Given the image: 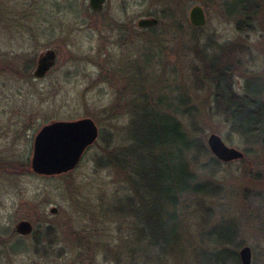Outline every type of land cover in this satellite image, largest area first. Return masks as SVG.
Listing matches in <instances>:
<instances>
[{
    "label": "rangeland",
    "instance_id": "rangeland-1",
    "mask_svg": "<svg viewBox=\"0 0 264 264\" xmlns=\"http://www.w3.org/2000/svg\"><path fill=\"white\" fill-rule=\"evenodd\" d=\"M89 1L0 0V264H242L245 247L252 250V264H264V139L256 145L233 133L214 113L213 84L201 70L199 79L193 73L201 52L228 46L235 51L238 92L251 80L264 86V1L257 0L261 10L252 28H240V18L227 14L223 0H108L97 14ZM196 5L207 15L199 29L189 19ZM170 8L183 28L165 34ZM143 18L159 20V35L138 28ZM50 49L57 63L36 79L38 60ZM182 98L176 113L173 106ZM147 101L160 115L179 119L209 150L193 169L214 190L182 200L177 224L183 236L168 254L149 235L152 215L162 205L128 201L134 195L129 176L145 195L143 179L151 167L152 148L135 127L139 119L147 123L152 109L141 107ZM84 118L95 121L100 136L80 166L59 176L33 172L42 128ZM212 134L244 158L204 169L214 157ZM169 150L153 152L167 160ZM111 155L119 166L110 164ZM134 206L139 213H130ZM24 220L35 231L55 227L51 257L36 254L33 235L16 232ZM210 233L230 242L203 239ZM21 237L26 252L10 254V243Z\"/></svg>",
    "mask_w": 264,
    "mask_h": 264
},
{
    "label": "trees",
    "instance_id": "trees-1",
    "mask_svg": "<svg viewBox=\"0 0 264 264\" xmlns=\"http://www.w3.org/2000/svg\"><path fill=\"white\" fill-rule=\"evenodd\" d=\"M223 7L228 15L240 18L237 22L240 28H252V20L261 10V4L257 0H223ZM175 12L174 9L170 8L168 12L170 18L167 19L170 29L164 26L162 33L167 34L169 31L175 33L183 28V23L178 19V13ZM156 27L148 31L159 35L161 31L158 26ZM227 47L224 46L219 53L212 54L207 50H204V53L201 52V64L194 67L193 73L199 79L201 70L205 78L213 84L214 113L221 116L233 133L240 135L248 143L257 145L264 139V86L259 80H251L244 87V93L238 92L234 77L236 69L234 64L236 60L235 51ZM159 102L164 104L162 99ZM184 102L185 98H182L181 101L178 100L176 107L173 106L176 113L181 110V103L184 104ZM143 106L150 107L152 110L146 113L145 121L147 123L143 124L142 120L139 119L135 127L146 136L147 147L152 148L151 167L143 179L144 184L147 185L145 195L135 186L134 178L129 176L134 195L128 197V201L135 205H137L135 201H139L141 204L153 202L162 205L161 210L155 211V214L152 215L149 235L152 234L153 246H156L161 253L168 254L169 248L171 249L183 236L177 224L180 219L179 208L182 200L185 197H190V195L209 196L214 190L212 184L200 180L198 171L193 169V163H199L202 155L208 154L209 150L175 116L171 114L160 115L155 105L148 101L145 105H141V107ZM149 116L151 122H148ZM161 120L168 123L164 124ZM133 122L132 120L131 125ZM156 148L170 149L169 152L171 153L166 157L167 160L155 155L153 150ZM108 160L111 162L110 164L119 166L115 156L111 155ZM211 162L220 164L217 158L212 157L204 169L208 168ZM133 174L136 175L135 170H133ZM136 207L134 206L129 212L132 214L139 213V209ZM56 235V229L52 225L37 228L33 234L36 254L42 258L51 257L57 243ZM204 238L208 242L221 246L230 242V240L224 241L214 237V233L205 237L203 235ZM9 246L11 247L10 254L19 255L26 252L24 237L16 238ZM210 255L213 257L212 254ZM238 260L239 258L236 260L237 263ZM207 261L208 264L213 263L212 259Z\"/></svg>",
    "mask_w": 264,
    "mask_h": 264
},
{
    "label": "water",
    "instance_id": "water-1",
    "mask_svg": "<svg viewBox=\"0 0 264 264\" xmlns=\"http://www.w3.org/2000/svg\"><path fill=\"white\" fill-rule=\"evenodd\" d=\"M108 0H90L93 12H103ZM190 23L194 28H203L207 24V15L200 5L194 6L189 15ZM156 18H143L138 22V28L150 29L158 26ZM57 52L48 50L40 56L34 71L36 79H43L55 67ZM100 131L91 118L75 121H56L42 128L35 139L32 170L42 176H59L76 170L83 161L87 150L99 139ZM212 154L222 162H232L244 158V153L229 147L223 139L212 134L208 141ZM58 209H51L57 214ZM35 228L28 221H20L16 225V232L22 236L32 235ZM242 264H252V250L245 247L241 251Z\"/></svg>",
    "mask_w": 264,
    "mask_h": 264
}]
</instances>
